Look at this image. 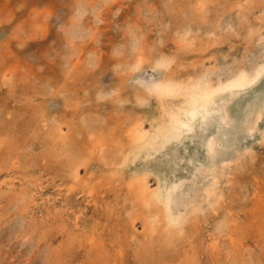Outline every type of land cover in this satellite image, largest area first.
Returning a JSON list of instances; mask_svg holds the SVG:
<instances>
[{"label":"rangeland","instance_id":"1","mask_svg":"<svg viewBox=\"0 0 264 264\" xmlns=\"http://www.w3.org/2000/svg\"><path fill=\"white\" fill-rule=\"evenodd\" d=\"M199 1L0 0V264H264L263 139L232 164L219 209L174 242L148 234L119 159V139L131 138L125 111L146 117L156 102L138 105L137 57L159 53L188 77L254 55L264 0ZM63 135L80 155L63 152Z\"/></svg>","mask_w":264,"mask_h":264},{"label":"bare ground","instance_id":"2","mask_svg":"<svg viewBox=\"0 0 264 264\" xmlns=\"http://www.w3.org/2000/svg\"><path fill=\"white\" fill-rule=\"evenodd\" d=\"M95 6L97 8V5ZM192 18L194 19L193 16ZM192 18L189 17L188 22H192ZM261 26L256 28L259 35L252 57L241 56L235 61L205 65L200 71L194 72L193 76H180L182 73L171 64L174 59L159 53H155L152 60L139 55L132 65L130 62L126 63L133 70L131 81L142 89L133 90L136 91L138 105L147 106L149 98H156V102L146 113L147 116L144 114L146 117L142 111L133 113V116L131 113L135 112L134 110L125 111L123 120L132 126L129 129L131 138L123 144V140L119 139L121 164L127 165L134 173V176H129L134 199L148 212V234L158 232L166 242H174L176 237H185L188 222L198 218L205 210L216 211L221 206L225 195L222 183H231L232 164L247 154L256 142L259 144L264 140V127L261 125L264 121V31ZM72 31L74 34L76 30ZM185 34L188 35L186 29ZM191 37L187 38V43H190ZM248 46L246 48H249ZM252 48L250 44L249 49ZM93 60L96 61V58L93 57ZM76 63L74 66L77 72L83 73L84 63H81L80 58ZM151 63L154 72L146 70V66ZM225 68L227 70H224ZM119 88L113 91L118 94V102L123 104L125 96ZM127 115L132 116L129 117V122ZM146 119L148 127L144 124ZM64 136L61 147L63 152H69L72 157L80 155L75 145L77 143L74 144V141L70 140L72 136ZM252 136H255L253 142L249 141ZM138 163H141V167L135 169ZM151 175L155 178L153 184L148 180ZM215 243L218 244L215 241L213 245Z\"/></svg>","mask_w":264,"mask_h":264}]
</instances>
